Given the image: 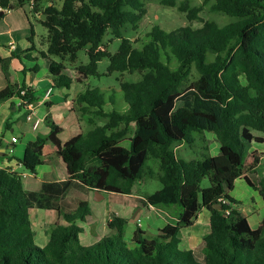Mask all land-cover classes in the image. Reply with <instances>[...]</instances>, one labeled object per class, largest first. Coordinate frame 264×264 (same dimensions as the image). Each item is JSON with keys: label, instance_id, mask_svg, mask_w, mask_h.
Listing matches in <instances>:
<instances>
[{"label": "trees", "instance_id": "obj_1", "mask_svg": "<svg viewBox=\"0 0 264 264\" xmlns=\"http://www.w3.org/2000/svg\"><path fill=\"white\" fill-rule=\"evenodd\" d=\"M159 1L181 13L187 10L175 0ZM204 1L232 21L169 32L154 25L147 42L137 48L124 31L128 27L136 31L147 14L143 0H62L60 7L56 0H0L1 11L21 9L27 18L25 8L30 7V14L46 29V51L41 54L49 61L47 78L53 89L70 88L73 81L63 62L74 64L80 50L88 62L77 71L86 76L100 77L98 63L105 58L108 75L140 76L137 82L119 84L124 111H105L112 98L95 88L77 94L75 103L85 120L101 125L64 143L59 139L61 127L50 114L45 116L48 135L28 143L26 153L34 155L35 165L46 164L50 158L42 156L43 148L52 147L65 165L64 180L37 182L0 169V264H264V217L258 228H250L245 215L230 207L235 201L229 196L235 180L243 177L264 201V177L257 186L246 177L255 164H247L249 145L264 142V0ZM199 9L189 10L186 19L194 20ZM107 32L111 38L105 44ZM113 39L120 41L119 47L110 53ZM162 55L168 62L175 58V68L163 62ZM7 62L0 59L4 73ZM192 67L197 78L190 82ZM13 97L23 106L35 101L33 90L25 85L0 91V102ZM207 132L217 140L216 156L209 154ZM178 145H197L201 159L184 160L174 149ZM27 167L34 173V166ZM146 179L162 187L138 201L142 206L170 208L173 218L166 226L150 239L137 227L126 240L128 221L115 217L107 223L112 235L83 246L76 222L91 215L88 203H79L73 211L61 209L62 195L71 183L130 196ZM204 179L209 184L201 188ZM32 209L55 211L65 222L50 227L42 247L33 239ZM202 209L210 216L200 263L191 250L179 247L178 236Z\"/></svg>", "mask_w": 264, "mask_h": 264}, {"label": "crops", "instance_id": "obj_2", "mask_svg": "<svg viewBox=\"0 0 264 264\" xmlns=\"http://www.w3.org/2000/svg\"><path fill=\"white\" fill-rule=\"evenodd\" d=\"M28 13L30 14V12ZM30 16L34 17L32 14ZM29 21V15L27 18L21 9L12 11H1L0 9V59L8 61L5 73L0 64V91L8 85L18 87L25 85L33 90L35 96L33 102L35 108L29 120L27 119L25 107L17 97L0 102V169H9L22 177H33L37 182L62 181L66 178L65 165L55 155V150L50 146H45L42 156L50 158L49 163L35 165L34 155L26 153L27 144L34 142L36 138L48 135L49 129L43 125L47 114H50L52 120L61 127L62 131L59 134V139L62 143L79 133H85L93 129L97 125L89 124L81 116L80 106L75 103L77 95H69L71 87L65 89L67 92L61 91L62 88L57 89L60 95H53L54 89L47 78L49 61L41 54L46 51V43L44 40L37 47L35 32L32 27L33 35L31 36V22L29 23ZM29 37L32 39L29 40ZM10 43L13 44V48L9 46ZM29 49L32 50L28 51ZM48 90L51 93L47 98L45 94L41 96L42 93H46L45 91ZM55 96L57 97L56 100L54 99ZM61 100L64 106L63 112L58 113V110L61 109L59 106L62 103ZM34 123H36V127H34ZM63 134L67 135L65 139H62ZM257 136L261 137L262 135L257 134ZM12 137L16 138L15 143H12ZM205 139L209 154L211 156L218 155V143L214 135L207 132L205 133ZM211 144L214 147V152L211 151ZM252 161H255L254 172L248 173L246 177L254 186H257L260 178L264 177V142H254L249 145L247 164L252 163ZM28 165L34 166V173H30ZM93 193L95 202L104 199L105 195L113 194L92 191L73 181L62 195L61 209L63 211H73L79 203L87 202L92 213L81 225L84 228L88 226L91 228L94 223H100V233H104L105 236L114 233L112 230L107 232L105 228H108L107 223L115 217L128 221L124 229L126 240L131 238L137 227L144 232L146 238L148 235L152 238L154 237L153 233L157 234L160 229L166 226L167 220L173 218L170 208L142 206L138 200L144 197V193L133 195V190L129 196L133 197L135 202L132 210H125V207L120 205L116 209L110 207L109 209H103L102 212L101 210L97 211L88 201ZM229 196L235 201V204H230V207L235 209V206H238L235 210L245 215L250 228H258L264 217V201L259 192L249 186L241 177L235 180ZM31 213L35 215L34 220H31L34 231L33 239L36 245L42 247L48 241L50 227L55 223L65 224V222L55 211L32 209L29 211V216ZM209 216L210 213L206 209H202L195 217L193 225L181 229L178 236L180 239L179 247L191 250L195 259L200 263L204 262V255L201 250L202 238L209 232ZM89 233L86 234L84 240L79 235L80 243L84 246L93 244L104 236L93 229H89Z\"/></svg>", "mask_w": 264, "mask_h": 264}, {"label": "rangeland", "instance_id": "obj_3", "mask_svg": "<svg viewBox=\"0 0 264 264\" xmlns=\"http://www.w3.org/2000/svg\"><path fill=\"white\" fill-rule=\"evenodd\" d=\"M145 4V8L147 10V14L145 17L139 22L137 25V30L133 31L132 27H128L124 31V36L126 38L131 39L134 41L136 44L135 46L137 48L142 47L148 40L147 34L149 33L150 29L152 26L157 25L161 29L169 32L172 31L176 28L184 27V26H190L193 29H196L198 27H201L204 22H216L220 26L227 24L232 21L231 18H229L226 15L220 14V13H215L211 10V2H205L204 0H175L176 6H186L187 10L185 12H179L177 7L172 8L165 6L160 3L159 0H143ZM57 7L61 6L62 0H56ZM46 6V2L41 4V9ZM195 8H200L199 11L196 14V18L192 21H188L186 19V14L189 10L195 9ZM25 12L29 15V20L32 24L33 30L35 32V44L37 47L40 46L41 42H43L46 38L47 31L46 29L37 22L34 17H31L28 12H30V7L25 8ZM110 35L107 32L106 35L104 36L103 42L106 44L107 41L110 39ZM119 40L118 39H113V41L108 45V51L110 53H114L117 51L119 47ZM54 61H60L59 58L57 57H52ZM162 61L167 63L169 66L172 68H175L176 66V60L175 58H171L170 61H166V57L162 55ZM88 62L87 56L85 54L84 50H80L77 54V61L74 64H70L68 62H63L67 75L72 79V84L71 88L69 90V95H77L79 92L84 91L86 88H95L99 91L101 95H103L106 98H112L113 104L106 103L104 106L105 111H111V110H116L117 112L119 111H124L126 108V105L123 101V95L122 92L119 88V84L122 82H137L140 80V76L137 73L133 74H128V73H112L111 75H108L107 73V68L109 65L108 59H102L98 63L97 67V73L100 77H90L86 76L79 71H77V67L80 65H84ZM24 63V61H23ZM189 81H193L197 78V73L195 69L192 67L191 71L189 73ZM63 92H67L65 88L61 89ZM46 92V91H45ZM45 93H42L41 96H43ZM53 95L59 96V92L57 89L53 90ZM55 100L57 97L55 96ZM62 101V100H61ZM60 110H58V113L61 111L63 112V101L61 103ZM78 106V105H77ZM44 107V106H43ZM125 107V108H124ZM46 109V108H44ZM80 112V111H79ZM54 113V112H53ZM52 114V113H51ZM82 116V114H81ZM83 117V116H82ZM96 125H101L100 122H95ZM43 125L45 123L43 122ZM66 134L62 135V139L66 138ZM209 143V141H208ZM212 145V144H211ZM193 148H189L186 145H178L175 146L174 149L180 157H182L184 160L188 161L191 159H201V155H199L200 148L196 146H192ZM211 151L214 152V147L212 145ZM219 152V150H218ZM156 163H152L151 165L156 169ZM208 181L207 179H204L200 187L205 188L208 186ZM146 185V186H145ZM147 187V188H146ZM161 184L154 180V179H147V180H142L141 182L137 183L134 188H133V195H138L139 193H144L146 194H153L157 190L161 189ZM144 190V191H143ZM143 191V192H142ZM75 198V197H74ZM94 193L91 194L90 198L88 199L89 203L93 205L95 210L103 211V209H109L110 207L113 209L119 208L120 205L125 207V210L133 209V206L135 204L134 198L129 197V196H120V195H105L104 199L100 200L99 202H95L94 199ZM238 208V206H235V209ZM91 210V209H90ZM243 212L246 213L244 209H242ZM248 212V210H247ZM92 213V212H91ZM34 213H31L30 218L31 220H34ZM130 220V219H129ZM82 222L78 221L76 222V225L82 229V232L79 234L80 237L84 240L86 237V234L89 233V229H93L96 232L100 233L101 232V224L100 223H94V226L91 228L88 226L84 228L81 225ZM97 228V229H96ZM108 231H110L108 228H105ZM101 235H104V233H100ZM154 236L156 235L153 233ZM90 235V233H89ZM93 234L91 233V236ZM100 235V236H101ZM108 236V235H107ZM110 236V235H109ZM106 237L105 235L102 236L100 239ZM99 239V240H100ZM147 239H150L149 235L147 236ZM91 245V244H90ZM87 245V246H90ZM84 246V245H83ZM197 254V253H196ZM199 255V254H197Z\"/></svg>", "mask_w": 264, "mask_h": 264}, {"label": "built area", "instance_id": "obj_4", "mask_svg": "<svg viewBox=\"0 0 264 264\" xmlns=\"http://www.w3.org/2000/svg\"><path fill=\"white\" fill-rule=\"evenodd\" d=\"M7 11H9V10H7ZM9 46H10L11 48L14 47L12 43H10ZM50 93H51L50 90L46 91V93H45V97L47 98V97L50 95ZM24 107H25V109H26V111H27V119L29 120L30 117H31V114L33 113L34 108H35V107H34V103H28L27 101H25V102H24ZM34 127H36V123H34ZM11 141H12V143H15V142H16V138H15V137H12V138H11Z\"/></svg>", "mask_w": 264, "mask_h": 264}, {"label": "water", "instance_id": "obj_5", "mask_svg": "<svg viewBox=\"0 0 264 264\" xmlns=\"http://www.w3.org/2000/svg\"><path fill=\"white\" fill-rule=\"evenodd\" d=\"M40 19L45 20V16L41 15Z\"/></svg>", "mask_w": 264, "mask_h": 264}]
</instances>
